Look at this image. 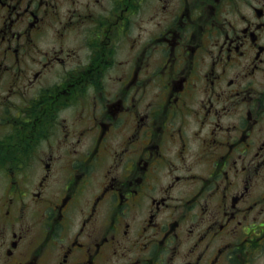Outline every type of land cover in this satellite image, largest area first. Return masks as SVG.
I'll return each instance as SVG.
<instances>
[{"label": "flooded vegetation", "instance_id": "flooded-vegetation-1", "mask_svg": "<svg viewBox=\"0 0 264 264\" xmlns=\"http://www.w3.org/2000/svg\"><path fill=\"white\" fill-rule=\"evenodd\" d=\"M0 264H264V0H0Z\"/></svg>", "mask_w": 264, "mask_h": 264}]
</instances>
